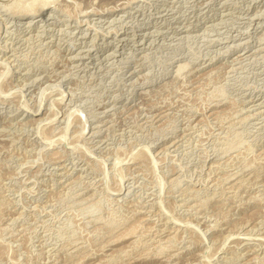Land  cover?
Instances as JSON below:
<instances>
[{
	"label": "rangeland",
	"instance_id": "374dc122",
	"mask_svg": "<svg viewBox=\"0 0 264 264\" xmlns=\"http://www.w3.org/2000/svg\"><path fill=\"white\" fill-rule=\"evenodd\" d=\"M0 264H264V0H0Z\"/></svg>",
	"mask_w": 264,
	"mask_h": 264
},
{
	"label": "bare ground",
	"instance_id": "6f19581e",
	"mask_svg": "<svg viewBox=\"0 0 264 264\" xmlns=\"http://www.w3.org/2000/svg\"><path fill=\"white\" fill-rule=\"evenodd\" d=\"M2 1V0H1ZM5 1V0H4ZM131 1V0H130ZM125 5V4H124ZM128 5V4H127ZM120 6V5H119ZM2 8H3V5L1 6ZM127 7V6H126ZM122 8V7H121ZM120 8V9H121ZM123 8H125V6L123 7ZM10 9V8H9ZM54 9L56 10V7H50V5H48L47 3H46V5H41L40 6V8L39 9H37V8H35V9H33V10H31L30 12H28V13H22V14H19L17 11L16 12H14V11H12V10H10L11 12H10V14H9V17L11 18V19H16V20H20V21H22V20H30L32 17H34V18H32V19H36V21H37V19H39L41 16H43V14L44 13H46L47 15L48 14H50L49 16L51 17L52 16V14L54 13L53 11H54ZM93 11V10H92ZM91 11V12H92ZM118 11V7H111V8H105V9H103L102 11L100 10V11H98L99 13H96V14H98V15H106V14H108V13H115V12H117ZM120 11V10H119ZM2 12H5V11H2ZM9 12V11H8ZM95 14V15H96ZM32 22V21H31ZM34 22V21H33ZM29 24H30V22H29ZM32 24V23H31ZM94 28V27H93ZM60 30V29H59ZM46 43V42H45ZM89 62V61H88ZM35 82V81H34ZM160 120V119H159ZM85 126V125H84ZM85 128V127H84ZM87 129V128H86ZM175 143V142H174ZM180 149V148H179ZM81 171V170H80ZM119 194V193H118ZM261 202V201H260ZM257 229V228H256ZM254 232V231H253ZM121 237V236H120ZM125 241V240H124ZM251 242V241H250ZM243 245V244H242Z\"/></svg>",
	"mask_w": 264,
	"mask_h": 264
}]
</instances>
